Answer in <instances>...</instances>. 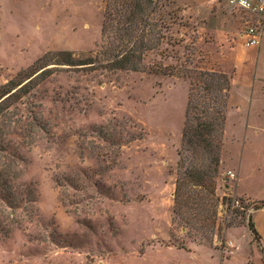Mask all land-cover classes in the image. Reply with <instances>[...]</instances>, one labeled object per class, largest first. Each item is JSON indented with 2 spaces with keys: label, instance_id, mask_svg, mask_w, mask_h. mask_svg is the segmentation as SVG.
Instances as JSON below:
<instances>
[{
  "label": "rangeland",
  "instance_id": "1",
  "mask_svg": "<svg viewBox=\"0 0 264 264\" xmlns=\"http://www.w3.org/2000/svg\"><path fill=\"white\" fill-rule=\"evenodd\" d=\"M104 1L0 0V264H196L191 247L225 255L223 230L251 216L219 170L204 227L185 202L203 186H181L176 213L172 197L188 92L210 101L201 72L231 69L241 13L153 0L168 30L140 70L77 65L103 62Z\"/></svg>",
  "mask_w": 264,
  "mask_h": 264
},
{
  "label": "trees",
  "instance_id": "2",
  "mask_svg": "<svg viewBox=\"0 0 264 264\" xmlns=\"http://www.w3.org/2000/svg\"><path fill=\"white\" fill-rule=\"evenodd\" d=\"M156 10L157 4L153 0H105L101 23L103 44L100 51L103 62L97 63L98 57H86L79 59L75 64L81 66L83 64L89 66L97 64L100 68L110 70H140L144 52L154 50L158 46L159 40L164 37L161 33L162 28L168 30V25H158L151 20V15ZM52 54L69 56L70 53L58 51ZM66 59L69 62L68 57ZM38 60L42 61V59ZM154 65L157 68H150L151 71L167 74L158 68V64ZM25 74L27 71L18 73L21 76ZM201 76L208 77L207 81H203L204 96L212 95V97L209 98L210 101L199 103L198 106L193 89L191 88L188 92L181 129V143L177 149L175 187L172 193L173 212L176 213L180 187L183 186L184 188L187 184L193 183L203 186L204 194L186 195L188 198L185 202L188 203L187 207L194 210L191 218L195 223H202L209 218L205 205L217 199L215 196V178L218 175L225 108L230 89L229 75L226 72L202 71ZM12 85H14L12 79L1 85L0 97L8 93L7 88ZM196 111H199L200 114L197 115ZM224 199L230 205L236 200L239 204L244 200L243 197L239 196H223L222 200ZM253 202V209L264 207V199ZM234 208L237 209L238 206ZM199 226L202 228L204 224ZM245 226L254 238H258L251 216H248ZM173 245L186 249L183 243H173ZM261 252L264 264L263 249Z\"/></svg>",
  "mask_w": 264,
  "mask_h": 264
},
{
  "label": "crops",
  "instance_id": "3",
  "mask_svg": "<svg viewBox=\"0 0 264 264\" xmlns=\"http://www.w3.org/2000/svg\"><path fill=\"white\" fill-rule=\"evenodd\" d=\"M212 4L220 0H202ZM185 5L184 0H177ZM232 13V12H231ZM231 69H222L229 75L230 89L225 108L222 144L219 154V173H234L227 182L229 196H239L251 201L264 199V38L258 45L240 46L232 52ZM228 177V176H227ZM253 227L258 238L243 224L223 230L225 255L211 245H195L196 264H263L264 207L253 209ZM241 235V236H240ZM242 237V238H241ZM184 250L182 248H179ZM190 252V250H184ZM195 264V263H193Z\"/></svg>",
  "mask_w": 264,
  "mask_h": 264
},
{
  "label": "built area",
  "instance_id": "4",
  "mask_svg": "<svg viewBox=\"0 0 264 264\" xmlns=\"http://www.w3.org/2000/svg\"><path fill=\"white\" fill-rule=\"evenodd\" d=\"M230 9L241 13L242 28L238 33L244 46L258 45L264 38V0H220ZM229 179L234 178V173L227 171ZM238 201L232 203V208Z\"/></svg>",
  "mask_w": 264,
  "mask_h": 264
}]
</instances>
